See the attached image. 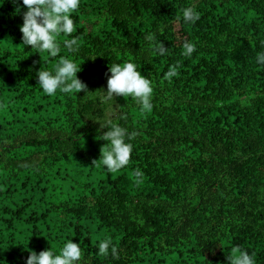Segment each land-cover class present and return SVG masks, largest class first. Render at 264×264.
<instances>
[{
	"label": "trees",
	"instance_id": "16d2710c",
	"mask_svg": "<svg viewBox=\"0 0 264 264\" xmlns=\"http://www.w3.org/2000/svg\"><path fill=\"white\" fill-rule=\"evenodd\" d=\"M22 15L0 0V264L71 239L79 264H230L238 249L264 264V0H80L55 57L22 44ZM65 56L88 91L45 94L36 73ZM125 62L150 80L151 110L103 102ZM108 119L135 133L115 172L100 159ZM106 238L117 256L99 253Z\"/></svg>",
	"mask_w": 264,
	"mask_h": 264
},
{
	"label": "clouds",
	"instance_id": "9594fccd",
	"mask_svg": "<svg viewBox=\"0 0 264 264\" xmlns=\"http://www.w3.org/2000/svg\"><path fill=\"white\" fill-rule=\"evenodd\" d=\"M19 13L23 9V23L19 26L22 33V44L31 46L37 52L47 51L55 57L61 50V45L57 37L61 34L69 35L74 31V21L71 13L80 7V0H12ZM182 22L185 24H195L200 18V13L195 6H187L181 10ZM152 40L153 36L146 37ZM63 47L70 53L75 54L80 43L78 38L73 37L63 42ZM183 55L191 56L195 51V44L191 41H183ZM158 51L161 55L165 54L167 48L160 43ZM257 63L264 64V53L257 56ZM111 75L107 81V91H103V102L114 101V97H131L140 104L143 111L151 110L153 87L148 78L141 74L136 65L132 62L123 64L113 63L109 67ZM81 71L73 59L67 56L49 70L41 68L36 73L38 84L45 94L52 95L60 90L64 93H71L73 90L81 92L88 91L87 86L77 77ZM177 75V67L173 66L166 73L167 78ZM114 104V103H113ZM113 106V105H112ZM101 128L107 131L103 134V140L108 145L101 157L103 166L108 172H115L128 165L133 145L128 142L134 137L135 133H130L126 127L114 123L111 119L106 120ZM137 182L142 177V172L136 171ZM30 255L26 259V264H79L82 256L81 244L68 240L64 243L59 253L50 248L40 251L37 254L29 250ZM98 251L101 255L113 257L117 256V248L111 239H104L99 242ZM238 254L228 257L230 264H255L253 255L245 250H237Z\"/></svg>",
	"mask_w": 264,
	"mask_h": 264
}]
</instances>
